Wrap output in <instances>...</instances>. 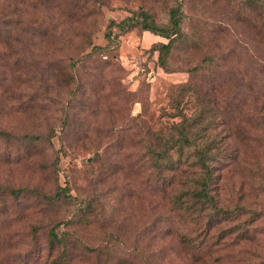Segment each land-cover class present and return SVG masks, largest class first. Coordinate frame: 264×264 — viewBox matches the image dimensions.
Returning a JSON list of instances; mask_svg holds the SVG:
<instances>
[{
    "label": "rangeland",
    "instance_id": "1",
    "mask_svg": "<svg viewBox=\"0 0 264 264\" xmlns=\"http://www.w3.org/2000/svg\"><path fill=\"white\" fill-rule=\"evenodd\" d=\"M250 4L0 0V264H264V12ZM126 17L171 32L164 68L168 39L120 30ZM183 83V113L223 146L215 202L240 207L198 233L204 212L171 206L186 165L160 169L147 149L178 121Z\"/></svg>",
    "mask_w": 264,
    "mask_h": 264
},
{
    "label": "trees",
    "instance_id": "2",
    "mask_svg": "<svg viewBox=\"0 0 264 264\" xmlns=\"http://www.w3.org/2000/svg\"><path fill=\"white\" fill-rule=\"evenodd\" d=\"M250 2V5H252L254 8H261V11L264 12V0H250ZM142 19L143 21H132L133 19L131 17H126L125 19H122L121 21L114 24L120 30H124V23L130 27L133 24L132 22H135L142 30H148L167 38L168 40L166 43H160L158 45V63L164 68L163 57L173 42V37L170 35L171 32H163L156 25L147 23L145 17H142ZM172 22L174 27H177L179 24L177 20ZM171 30L174 29L172 28ZM111 34L112 31L104 32V38L106 41H110ZM95 48L97 47L93 45L91 50H94ZM85 49L86 46L83 45L81 50L84 51ZM209 61L210 59L207 58L206 61L202 62V65H207ZM189 87L190 83H183L172 87L171 91H174L177 94L179 101L175 99L176 97L171 96L169 100L170 103L171 101H174V103H171V108L180 107L179 102L182 97L186 95L187 92H189L187 89ZM174 116H179L178 121L171 123L164 133H155V143L154 145L148 146V154L155 163H164V166H161L160 169H162V167H167L168 171H172L177 169V167L181 166L182 164L186 165L185 167L187 168L185 169L189 170L190 175L187 176V178H185L183 181L177 182V190L171 196V206L183 217H195L196 214L199 216L202 214V212H204V224L200 223L198 227L193 229L196 233H198V231H205L209 229L218 215L228 216L240 207L237 206L231 210L218 207L211 192L214 172L213 164L209 160L214 156L213 153L215 151L218 150V152H220V149L223 148V146H221L219 143L220 141L213 136L210 137L207 130L203 129L204 127L201 125L202 122H200L198 115H186L183 113L182 107H180L176 114H173L170 117ZM207 124L208 123L204 125L206 128L208 127ZM0 134L3 135L5 133L1 132ZM24 137L29 138L30 136L24 135ZM170 152H172L174 156H172V153ZM21 190L23 189H13L10 192L17 194ZM60 196L64 200H69V198H72L70 195H68V193H58L57 190L52 198L59 199ZM76 205L80 211V217L82 219H86L88 216L87 211L90 208V202L86 198H80ZM80 220L81 219H78V221ZM47 235L48 243L51 239L56 238V235L53 234L52 228L49 230V234ZM180 240L184 245H187L189 249H195L196 247L198 248L197 242L191 241L189 239L187 241L181 234ZM55 264L67 263L63 259H57Z\"/></svg>",
    "mask_w": 264,
    "mask_h": 264
}]
</instances>
